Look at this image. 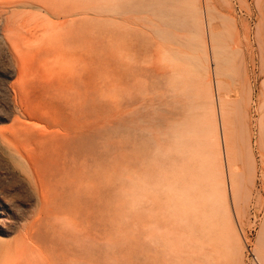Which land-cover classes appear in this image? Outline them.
Listing matches in <instances>:
<instances>
[{
  "label": "rangeland",
  "instance_id": "1",
  "mask_svg": "<svg viewBox=\"0 0 264 264\" xmlns=\"http://www.w3.org/2000/svg\"><path fill=\"white\" fill-rule=\"evenodd\" d=\"M209 14L218 48L208 43L210 76L226 82L235 125L230 157L242 193L230 206L241 264H253L264 230V0H210ZM164 19L158 3L136 0H0V264H237L214 196L201 67L184 66L201 86L203 195L178 208L173 194L146 189L153 174L173 175L174 157L161 166V155L192 120L162 74ZM180 26L170 45L201 55L198 27Z\"/></svg>",
  "mask_w": 264,
  "mask_h": 264
},
{
  "label": "bare ground",
  "instance_id": "2",
  "mask_svg": "<svg viewBox=\"0 0 264 264\" xmlns=\"http://www.w3.org/2000/svg\"><path fill=\"white\" fill-rule=\"evenodd\" d=\"M113 1L118 2L119 0H113ZM136 3H139L141 9L145 8L146 6H152L153 4L157 5L158 3L160 10L163 13V17L165 16L171 17V22H167L165 19L163 20L165 26L161 29V32L159 33L161 34V42L158 43L157 49L163 55V60L165 61L162 66L163 68L162 74L166 78H168V80H170L171 83H173L174 89L181 90L183 92L182 94H184L187 100V103L185 105L186 106L185 110L187 111L188 114H190L189 115L190 119H192V120L189 119L190 121L187 125L185 124L186 127H184L183 125V128L182 127L175 128L172 131L173 132L172 135L174 136V138L177 137V140L172 145H170L168 148L164 147L166 150L162 148L165 151H163L161 155L160 165L162 166V160H164L165 158L174 157L173 175L171 176L170 174L171 177H167V174H166L167 169L166 171L165 169H163V171L161 170L157 175L153 174L154 177L150 175L151 181L148 182L150 183L148 185L149 188H146V189L149 190V193L153 195L155 198H159L161 196H164V197L171 196L173 194L174 197L178 198V199L174 198V200L176 199L179 202V203H176L177 201L174 202V204L177 207L179 206L177 204H180V205L182 204L183 207L185 204L190 205L192 204V200H196L198 196L203 195V190L205 188L206 182L204 183V179L201 177L202 174L200 172L201 169H203V172L205 173L204 168H202L203 162H202V159L200 158V155H201L200 148L202 145L201 144L202 140L203 141L206 140L205 134H204L206 132H203V129H201V126L198 125L197 121L199 120H197L195 117V114L199 107L197 102H199L198 100L201 99V98L198 99L199 97L198 89H200L201 86L199 87L196 81L197 79L188 78L187 71L184 69V66L190 67L192 71L196 73H197V67H201L202 69L201 73L203 74L202 76H204V79H205L204 81L206 82V88H205L206 91L204 90L206 94L204 95H206V98H207L206 104L203 103V100L201 103L205 105L206 109L205 108L204 109L207 110L206 112L208 113V126H209V131L211 133L210 137L211 139L212 138L214 139V141L212 139V142L215 143V146L213 148V158H214V161L217 167L216 170H218V178L216 180L217 187L214 192V196L219 203L218 210L222 213L221 215L224 216L226 220V224L228 227L227 233L229 234L230 239L233 242L236 262L237 264H241L245 243L243 241V237L241 238L237 230V223H236L235 218L233 217L231 206H230L231 198L229 199V197L231 196V197H234L235 199V200L233 199V201L241 203L239 201L241 199L240 193H242V191H240L239 193L238 190L240 189H238V186L235 183L236 179H234L233 175H235L234 172L236 171L231 161V158L233 157H230L232 155V154L230 155V153L232 152L230 151L232 150L230 146V139L232 138V135L230 138V133L232 132L233 127L235 125H233L232 128L230 127V124L232 125V123H230V120H232L230 115L233 112L232 110H229L230 108H228V105H229L228 102L230 99L229 97H231V94H230L229 88L228 87L226 88L224 86L226 82L225 83L222 82L223 80L220 78L221 76L217 72V70L215 73V80L213 79L214 81L211 79V76H210L211 67H210V59H209V54H208V43L212 42V46L210 44L209 45L211 46L212 50L215 53L218 52V48L213 44L214 41H216V38L214 37L211 29H208L207 34H206V30H205L206 27L204 26V17L208 18V24L210 23L209 21L210 19V14H209L210 13V0H136ZM189 22L195 23V25L199 29L200 46L202 50L201 55H195L190 52H185L183 50L178 49L177 47L170 45V43L172 44L173 41L174 42L177 41L174 27L175 28H177L178 26L181 27L180 25L189 23ZM169 23H172V24H169ZM168 26L172 27L171 29H174V30L171 31L169 28H167ZM207 35L209 36L208 41H207L208 37H206ZM188 72L190 71L188 70ZM198 76H196V78ZM201 103H199V105ZM248 104L249 103H247V105ZM238 107L236 110H238ZM242 110L247 114L245 108L241 109V111ZM230 111L232 112L231 114H230ZM240 115H241L240 117V120H241L240 123H241V122H244V119L246 118V116L244 115L245 118H243L242 114ZM232 116H234V114ZM236 117L239 118L237 115ZM236 120L237 122L235 123L237 125L238 119ZM185 121L187 122V119ZM182 122L184 121L182 120ZM230 128L232 129L231 132H230ZM204 173H203V176L205 175ZM139 187L137 188L138 190H139ZM204 195L207 196V194H204ZM45 196H46L45 194L41 196L42 200L45 198ZM138 198L139 196L136 198V200ZM171 198L173 199V196ZM211 200H214V199H211ZM169 201H171V199H169ZM199 201H202V200H199ZM208 203L211 204L212 202L211 203L208 202ZM206 205H208L207 201H206ZM182 206L181 208H183ZM177 207L176 209L179 208ZM165 209L167 210L168 208H165ZM181 210L182 209H180V211ZM180 211L178 214H182ZM217 211L215 213L219 212ZM186 219H187V222L190 223L188 218ZM211 223H213V221ZM205 224L206 223H203L202 225V227H204L203 230L204 229L207 230L208 227L210 228V226H208L207 224L205 225ZM208 224L210 223L208 222ZM212 229L214 228L212 227ZM208 233H210V231ZM208 233L206 234L205 232L204 236L206 235L208 236ZM212 238L208 237L209 240L207 238L206 239L210 242L211 241L210 239ZM207 240L206 242H208ZM253 250L255 252V262L253 264H264V230L258 236V239L253 247Z\"/></svg>",
  "mask_w": 264,
  "mask_h": 264
}]
</instances>
